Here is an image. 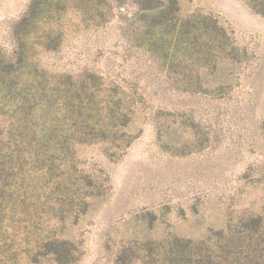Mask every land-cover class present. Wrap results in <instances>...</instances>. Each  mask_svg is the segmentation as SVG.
I'll use <instances>...</instances> for the list:
<instances>
[{
    "label": "trees",
    "instance_id": "obj_1",
    "mask_svg": "<svg viewBox=\"0 0 264 264\" xmlns=\"http://www.w3.org/2000/svg\"><path fill=\"white\" fill-rule=\"evenodd\" d=\"M126 1L134 6L131 45L149 54L175 89L198 92L205 76L240 62L215 19L181 17L177 0H29L12 25L13 50L0 49V264H76L81 256L63 232L107 185L85 169L77 148L103 144L108 159L124 153L133 139V104L97 73L50 72L36 55L59 49L68 10L99 27ZM244 2L264 17V0ZM112 264H264V219L243 213L200 239L132 238Z\"/></svg>",
    "mask_w": 264,
    "mask_h": 264
},
{
    "label": "rangeland",
    "instance_id": "obj_2",
    "mask_svg": "<svg viewBox=\"0 0 264 264\" xmlns=\"http://www.w3.org/2000/svg\"><path fill=\"white\" fill-rule=\"evenodd\" d=\"M29 0H0V49ZM179 15L209 16L233 39L240 62L205 76L198 92L179 91L163 68L130 43L134 6L113 7L94 27L73 10L57 51H38L50 72L97 73L133 104V139L114 159L103 144L79 146L85 169L104 180V196L62 237L80 245L76 264H112L120 244L167 233L200 239L243 213L264 219V17L244 0H177ZM220 88V89H219ZM18 264H31L24 258Z\"/></svg>",
    "mask_w": 264,
    "mask_h": 264
}]
</instances>
